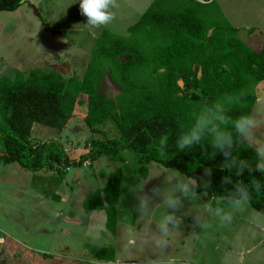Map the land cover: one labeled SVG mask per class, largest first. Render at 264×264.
<instances>
[{
    "label": "trees",
    "instance_id": "trees-1",
    "mask_svg": "<svg viewBox=\"0 0 264 264\" xmlns=\"http://www.w3.org/2000/svg\"><path fill=\"white\" fill-rule=\"evenodd\" d=\"M202 1L154 0L127 29L128 36L102 30L81 76L35 69L0 77V166L16 163L29 172L58 173L101 157L121 163L123 153L130 151L141 161L158 163L198 182L210 180L208 189L197 190L207 202L231 189L222 183L229 175L220 168L222 154H215L207 142L180 151L176 139L194 110L226 92H247L245 104L231 116L251 113L256 86L264 82V42L259 49L250 48L214 1ZM21 2L0 0V12L15 11ZM106 77L119 89L114 98L101 92ZM78 106L85 109L82 124L96 135L85 142L78 158L71 159V151L66 152L57 139L31 141L34 124L61 131ZM161 136L168 141L164 156L157 151ZM237 152L241 159L255 162L256 153L247 146H238ZM205 168L212 169L211 177L204 175ZM139 174L146 178L147 169L143 166ZM253 176L264 182L259 172L247 170L241 176L233 172L232 179L249 183ZM106 179L104 188L85 197L83 208L104 211L106 229L113 233L121 169ZM250 207L264 212V194L255 195ZM114 255L111 247H103L95 257L113 261Z\"/></svg>",
    "mask_w": 264,
    "mask_h": 264
},
{
    "label": "rangeland",
    "instance_id": "rangeland-1",
    "mask_svg": "<svg viewBox=\"0 0 264 264\" xmlns=\"http://www.w3.org/2000/svg\"><path fill=\"white\" fill-rule=\"evenodd\" d=\"M153 1L117 0L115 19L107 26L92 29L80 14L78 0H22L15 11L0 12V77L13 78L18 71L35 69L53 70L66 77L81 76L94 40L101 31L106 29L119 36H128L127 29ZM208 1L218 5L229 24L238 29V36L245 44L260 48L264 42V0ZM101 92L114 98L119 89L106 77ZM258 109L264 110V103ZM84 113V107L78 106L74 117L61 131L34 124L31 141L57 139L68 148L66 152L71 151V159L78 158L85 149V142L96 138L82 124ZM249 149L255 152L254 148ZM123 156L121 163L101 157L94 162L61 168L59 174L46 170L29 172L16 163L0 166V229L6 233L0 237L6 238L4 245L12 252L8 264H32V256L43 258L42 254L36 253L43 252V249L52 251L46 252L44 257L53 262L60 260L62 263L67 259L74 264H93L97 259L95 252L102 247L114 250L116 259L112 264H149L156 255L172 261V264H254V259L245 251L256 244L263 233L252 235L249 220L256 211L251 207L238 215L230 228L213 227L206 246L189 238L193 231L192 215L183 217L181 230L172 238L166 251L160 252L150 244L142 243L140 229L147 217H139L135 210L138 203L136 192L144 185L143 191L151 195V189L163 187L164 176L174 169L141 161L130 151H125ZM143 166L147 169L146 178L139 174ZM117 169H121L123 179L116 206L117 232L111 233L105 229V212L85 213L82 201L88 194L104 188L106 176ZM52 195L61 199L52 198ZM159 203L161 201L156 198L155 204ZM203 203L207 201L201 195L196 201H185L184 208L177 215L188 210L198 212ZM51 211L54 217L50 216ZM165 211L162 206L153 207L151 219L158 220ZM124 217L136 233L138 243L135 247L127 243L128 236L121 224ZM93 225L95 230L89 234ZM151 227L155 228L154 221ZM53 229L57 233L52 236ZM195 230L199 231L198 228Z\"/></svg>",
    "mask_w": 264,
    "mask_h": 264
},
{
    "label": "clouds",
    "instance_id": "clouds-1",
    "mask_svg": "<svg viewBox=\"0 0 264 264\" xmlns=\"http://www.w3.org/2000/svg\"><path fill=\"white\" fill-rule=\"evenodd\" d=\"M78 4L80 14L86 18L87 26L92 29L109 25L115 19L114 9L118 7L117 0H78ZM246 97L247 92L239 90L226 92L213 101L204 103L190 114V123L186 127L181 125L182 130L176 139V147L180 151L202 146L207 142L215 154H222L224 159L220 168L229 173L222 178V183L232 185L231 189L214 197V202L201 204L198 212L188 210L177 215V212L184 208L185 201L191 202L200 198L197 190L208 189L211 185L210 180L202 179L198 182L193 177L171 170L164 176L163 187L154 186L151 195L143 191V185L136 192L138 203L135 209L139 217H147L140 229L142 243L150 244L160 252L166 251L171 246L172 238L180 232L183 217L192 215L193 231L189 238L206 246L209 232L213 227L230 228L238 215L248 211L253 197L264 194V182L254 176L249 183L243 180L234 182L232 179L233 172L236 176H241L245 170L249 174L259 172L264 176V110L258 109L235 118L230 115L234 109H239L245 104ZM158 145V153L161 156L166 155L167 137L161 136ZM240 145L254 148L255 162L239 157L237 148ZM204 175L211 177L212 169L205 168ZM156 198H159L161 203L155 204ZM160 206L166 211L158 220L151 219L153 207ZM126 220L127 217H124L121 221L123 231L128 236V245L135 247L138 239ZM153 221L154 229L151 227ZM249 223L253 236L257 232L264 233V212L251 214ZM196 228L199 231H196ZM94 230L95 225L90 227L89 234ZM95 240L93 237L94 243ZM3 243L4 240L0 237V244ZM149 264H172V261H165L156 255Z\"/></svg>",
    "mask_w": 264,
    "mask_h": 264
},
{
    "label": "crops",
    "instance_id": "crops-1",
    "mask_svg": "<svg viewBox=\"0 0 264 264\" xmlns=\"http://www.w3.org/2000/svg\"><path fill=\"white\" fill-rule=\"evenodd\" d=\"M255 95H256V103L254 105L255 108L253 107L254 109H252L251 112L255 111L258 106H260V105H262L264 103V82H261V83H259L256 86ZM52 198H58L59 200L61 199V197H56V195H52ZM83 201H82V207H83ZM99 212H101V211H99ZM85 213H91V211L85 212ZM55 215L57 216V213H55ZM50 216L51 217H54V212L51 211ZM106 221H107V218H106ZM117 225H118V221H117ZM105 227H106V222H105ZM45 232L47 234H49L48 231H45ZM115 232H117V227H116V230L113 233H115ZM55 233H57V232L55 231V229H53L51 231V235L53 236ZM0 234L1 235H4L6 233L3 230L0 229ZM2 238H3V240L6 239L4 237H2ZM9 239H11V238H9ZM7 247L8 246L4 245V243L3 244H0V264H8L10 262L8 260L10 258V254L12 252H9V249ZM258 248H259V250H258ZM24 250L26 251V248ZM28 250L30 251V249H28ZM43 250H44L43 252L36 251V253L42 254V257L43 258L37 259L35 256H32V264H49V263H52V264H74V263L68 262L67 259H63L62 260V263L60 262V260H56L55 262H53L50 258L44 257L47 253H50L52 251H50L49 249H43ZM99 250H97L96 252H98ZM255 251H256V253H255ZM96 252H95V254H96ZM238 253L241 254L242 251H240ZM245 253L248 254V255H251V258L254 259V264H264V233L262 234V236L260 237V239H258L257 243L254 244V245H252L250 247V249H248L247 251H245ZM253 253H255V254H253ZM56 254H59V253H56ZM51 257L54 259L53 256H51ZM55 257L58 258V257H60V255H55ZM115 259H116V257H115ZM244 260H245V257H244ZM114 262H115V260L114 261H103V260L96 259L93 264H112Z\"/></svg>",
    "mask_w": 264,
    "mask_h": 264
}]
</instances>
